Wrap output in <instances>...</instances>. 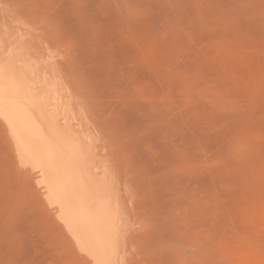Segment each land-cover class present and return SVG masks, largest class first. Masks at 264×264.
I'll use <instances>...</instances> for the list:
<instances>
[{"label": "rangeland", "instance_id": "rangeland-1", "mask_svg": "<svg viewBox=\"0 0 264 264\" xmlns=\"http://www.w3.org/2000/svg\"><path fill=\"white\" fill-rule=\"evenodd\" d=\"M11 1L18 3L14 8L34 21L40 35L50 40L56 51L69 53L63 60L64 72L75 93L90 108L91 117L110 147L111 158H115L124 178L126 202H133L132 213L138 217L139 212L142 218L133 220L150 226L154 222L152 230L148 228L150 234L145 232L150 236L154 226L160 232L167 231L165 235L154 230L160 235L156 237L153 231V241L148 235L144 237L153 244L159 242L155 246L140 237L144 232L136 233L137 260L141 264H264V0ZM74 48H80L79 52ZM115 76H128V81ZM144 89H148V94ZM151 93L156 98L152 99ZM0 130V264H84L76 259L67 235L56 225L58 222L44 210L34 181L29 180L31 176L18 165L5 143L1 124ZM145 143L151 144L150 149ZM125 145L129 149L123 148ZM139 149L141 153H137ZM136 154L147 160L141 161ZM155 155L159 157L157 164ZM146 161L149 163L144 164ZM181 161L183 165L179 166ZM148 171L154 172L153 177ZM143 176L145 179H141ZM188 176L194 180L188 182ZM186 189L192 191L191 196ZM141 198H148L151 203ZM152 198L159 203L155 205ZM139 200L152 209L147 213L153 215H145L148 209L145 211L143 205V210ZM189 220L191 225L181 229ZM184 232L191 236H183ZM191 244L195 252L190 249ZM157 245L163 250L154 249H158ZM147 248L155 255L151 256Z\"/></svg>", "mask_w": 264, "mask_h": 264}, {"label": "bare ground", "instance_id": "bare-ground-1", "mask_svg": "<svg viewBox=\"0 0 264 264\" xmlns=\"http://www.w3.org/2000/svg\"><path fill=\"white\" fill-rule=\"evenodd\" d=\"M14 5H15L14 2L11 0H0V124H1L2 132H3V137L5 136V139L7 141L5 143H8L7 146H9L11 152L14 154L12 156L15 157V160L18 163V165L26 173H28L31 176L32 179H29V180L34 181V186H35L34 188L37 189L36 190L38 192L37 194H39L40 199L43 200V202L45 204L44 210L49 211L50 215L53 216L54 219L58 222V223H56V225L59 224L57 226H59V228L61 227L62 231L67 235L66 236L59 229L66 236V238L68 237V239L71 243V248L73 250V253H74V255L78 261H82V262H84V264H141L140 261H138L139 259L137 260V257H136V254H137L136 249L138 251V246H139L138 245L136 248V245L134 243V240H136V238L134 239V237H137V235H138V234L136 235V233H141V235H142V233L144 232L143 235H145V236L142 235L140 237L146 238L147 237L146 235H148L149 238L151 237L152 241H153V239H154L153 235L155 233L157 234V235L155 234V236L157 237L159 233L162 234L163 232H162V230L160 232V230L157 229L158 227L154 226L156 224H154V222H153L152 223V224H154L153 225L154 226L153 231L157 229L159 231V233L154 231L155 233L152 234L153 231L152 232L150 231L151 232V236H150L149 230L150 229L152 230V224L150 226V224H147V222H143V221L136 222V221H138L137 218H141V217L139 216V212H138V217H137L136 213H132L133 209H132L131 205L133 202H126L127 201L126 199L128 197L126 195L127 191H126L125 187H123L124 186V178L118 172L120 170H118V168H117L118 165L116 166V164L114 162L115 158L114 159L111 158L110 147L104 141L102 133L99 131L95 121L91 117L90 110H89L90 108L88 109V107H86L83 104V101L80 99V97L75 93L73 86H72V83L69 81V79L67 78V75L64 72L65 70L63 69V60L69 53L65 52V50L64 51L59 50L60 52L56 51L54 49L55 46L52 44V42L50 40L42 37V35H40V33L38 32V28L37 29L35 28L34 21L31 18H29L27 15H25L23 12L18 10V8H14V7H16V5H18V3L15 6ZM48 6H49V3L47 5V7ZM66 9H68V8H66ZM47 10H48V8H47ZM35 20H36V18H35ZM59 23H61V22H59ZM73 24H76V23H73ZM61 26H63L62 23H61ZM61 28H63V27H61ZM63 34H62V36H63ZM68 34H70V33H68ZM53 40H54V38H53ZM60 46H62V45H60ZM81 46H82V44H81ZM87 48H88V46H87ZM92 48H95V47L92 46ZM75 49L76 48H74V50ZM90 49H91V47H90ZM77 56H74V57H76L75 59L78 58ZM79 57L83 58L84 56H82L80 53ZM87 59H89V58H87ZM81 60L82 59H80V63H82ZM83 60H84V58H83ZM107 60L108 59H106V61ZM84 63H85V61H84ZM125 63L126 62H124V66H126ZM121 65H120V67H121ZM82 67H84V66H82ZM84 68H86V67H84ZM94 70H95V68H94ZM87 71H89V70H87ZM90 72H91V70H90ZM96 72H98V71H96ZM125 73H127V72H125ZM86 75H87V73H86ZM122 75H124V74H122ZM118 76H120V75H118ZM118 76H115V77H118ZM126 77H128V76H124V77L122 76V77H118V78H119V80H120V78H123V80H124V78H126ZM97 78L95 77V80L98 81ZM102 78L104 79V77H101L100 79L103 80ZM109 78H111V77H109ZM85 79H87V78H85ZM90 79L88 78V80H90ZM92 80H94V79H92ZM119 80H117V81H119ZM127 81H128V79H127ZM108 82H107V84H109ZM125 82H123V84ZM104 83L105 82H103V84ZM116 85H117L116 87L118 88L119 87L118 84H116ZM97 86H100V85H97ZM107 88H108V86H107ZM118 89H120V88H118ZM147 90L144 89L145 95L148 94V92L146 93ZM95 92L96 91H94V93ZM145 95H143V96H145ZM151 95H152V93H151ZM114 96H116V93ZM97 97H98V95H97ZM116 97H118V95ZM151 97H152V99H153V97L156 98L155 94H154V96L152 95ZM147 98H148V96L146 97V99ZM151 101L153 102V100H151ZM147 105H148V103H147ZM107 106H109V105H107ZM154 108H156V106H154ZM112 110H113V108H112ZM114 110H115V108H114ZM145 110H147V109H145ZM93 112L94 111H92V113ZM98 112H99V110H98ZM106 112H108V111H106ZM123 112H124V110L122 112H119V113L121 114ZM119 113H117V115ZM126 114H127V112H126ZM177 115H179V113ZM131 117L132 116L130 115V118ZM106 118H107V116H106ZM111 118H113V117H111ZM145 118H147V116H145ZM150 118H151V116H150ZM127 119H129V117ZM120 120H118V121H120ZM134 120H132V121H134ZM99 121H101V120L99 119ZM124 121L125 120H123L121 122H124ZM111 122H112V120H111ZM163 122H164V120H163ZM116 123H117V121H116ZM134 124H135V122H134ZM108 125H105V126H108ZM112 125H114V124H112ZM127 125H129V124L127 123ZM137 126H139V125H137ZM125 127H126V125H125ZM117 128H119V127L117 126ZM112 129H116V128H112ZM122 129H121V131H122ZM126 129H128V128L126 127ZM100 130H101V128H100ZM163 130H161V132H163ZM105 131H106V129H105ZM116 131H118V130H116ZM122 132L119 131V133H122ZM157 132H159V131H157ZM114 133H115V131H114ZM157 134L160 135V133H157ZM114 135H112V136H114ZM125 135H126V133H125ZM154 135H156V134H154ZM108 138H109V136H108ZM147 138H149V137H147ZM122 139H123V137H122ZM128 139L129 138H127V141H129ZM150 139H151V137H150ZM121 140L119 139V141H121ZM115 141H117V140H115ZM183 141H185V140H183ZM118 142H116V143H118ZM121 142H120V144H121ZM149 143H151V142H149ZM120 144H118V145H120ZM127 144L128 143L126 142V145ZM137 144H135V146ZM126 145L123 148L129 149L128 146L126 147ZM144 145H146V143ZM147 145H146V149H150L151 144L148 145L149 147H147ZM179 145H177V146H179ZM187 145H189V144L187 143ZM172 148H173V146H172ZM192 148H194V147H192ZM136 149L138 150L137 147H136ZM118 152H119V150H118ZM138 152L141 153L140 149H139V151H137V153ZM151 153H152V150H151L150 154ZM119 154H120V152H119ZM123 154H124V152H123ZM117 156L119 157V155H117ZM133 156H134V154H133ZM139 156H141V155H139ZM152 156L154 157V155H152ZM166 156L164 158V161H166L165 160ZM14 157H12V158H14ZM139 158L136 157L135 161H137V163L139 162V164H140L141 161H144L141 158L144 159L145 156L140 158L141 161H138ZM157 158H159V157L156 156V160L154 159L155 162L157 161ZM161 158L162 157L160 156V160H161ZM189 158H190V156H189ZM189 158H188V160H189ZM192 159H193V157H192ZM145 160H147V158H145ZM150 160H151V158H150ZM181 162L182 163L178 164L179 166L183 165V161H181ZM121 163H119V165H121ZM148 163L149 162L144 163V164H148ZM187 163H188V161H187ZM190 163L194 164L195 160H194V163L193 162H190ZM127 164L128 163H126V166H127ZM156 164H157V162H156ZM168 164H169V162H168ZM184 164H185V162H184ZM124 165H125V163H124ZM187 165H189V163ZM187 165H184V166H187ZM135 166H136V164H135ZM137 166H138V164H137ZM189 166L192 167V165H189ZM190 167H188V168H190ZM119 168L122 169L123 168L122 165ZM139 168H141V165ZM146 168H148V167H146ZM22 169H21V171H22ZM126 169L127 168H125L124 170H126ZM151 169H152V167H151ZM152 170L154 171V169H152ZM193 170H194V168L192 169V171ZM182 171H185V170L182 169ZM190 171H191V169H190ZM192 171H191V174H192ZM135 172H137V171L135 170ZM148 172L151 174V176L154 173L152 171H151L152 173L150 171H148ZM148 172H147V174H148ZM179 172H181V169ZM22 173H23V171H22ZM22 173H21V175H23ZM194 175H195V173H194ZM194 175H192V177ZM158 176H159V174H158ZM146 177H147V175H146ZM182 177H183V175H182ZM138 178H139V175H138ZM143 178H144V176L141 177V179H143ZM188 178H189V176H188ZM166 180L170 181V179L168 180V178ZM186 180L187 181L188 180H194V178H192V179L189 178ZM186 180H184L186 187L189 188ZM178 181H180V180H178ZM178 181L176 184L179 185V183H180V185H181V182L178 183ZM184 181H182V182H184ZM133 184H135V183H133ZM143 184H145V183H143ZM143 184H140V185L142 186ZM167 184H169V183H167ZM182 184H184V183H182ZM30 185H31V183H30ZM32 185H33V183H32ZM169 185H171V184H169ZM146 186H149V185H146ZM191 187H192V185H191ZM194 187H195V185H194ZM193 188H192V190H193ZM141 189L144 190L143 188H141ZM174 189H176V188L174 187ZM180 189H183V188H181V186H180ZM186 190H188V189H186ZM167 191L168 190H166V192ZM188 191H190V190H188ZM188 191L186 193L191 192L190 195L188 194L189 196H191L192 191H190V192H188ZM139 193H141V192H139ZM172 193H173V191H172ZM157 194H159V192ZM148 195L150 196L151 194H149V192H148ZM161 195H162V193H161ZM193 195H194V192H193ZM150 197H153V195ZM145 198L144 199L141 198V199H143L144 201L148 200V198L146 200H145ZM152 199H153V201L157 202V200H154V198H152ZM143 200H142V203H140L141 201L139 200V204L140 205L142 204L141 208L145 206ZM177 200H178V198H177ZM189 200H190V198H189ZM148 201H149L148 203H151L150 200H148ZM174 201H176V200H174ZM194 201H196V200H194ZM135 202H136V200H135ZM180 202H182V201H180ZM158 203H159V201L155 205H157ZM164 204H162V205H164ZM178 204L180 205V203H178ZM148 207L149 206L144 207V208H146L145 211L148 209L146 212L143 211L144 209L142 208L143 209L142 211L145 212L146 216H147V214H150V213H147L150 209ZM160 207H158V209ZM189 207H191V206H189ZM193 207H196V206H193ZM133 208H134V206H133ZM135 208H136V206H135ZM141 208H139V209L137 208V209L140 211ZM164 208H165V206L162 207V209H164ZM169 208H170V206H169ZM151 210L152 209H150V211ZM48 211H46V212H48ZM169 211L171 212V210H169ZM191 211H193V213H194V210L191 209ZM157 213H159V212H157ZM163 213H166V212L163 211ZM173 213H176V212H173ZM185 213H187V212H185ZM142 215H144V213H142L141 216ZM145 215L143 217H145ZM150 215H153V214H150ZM187 215H189V214H187ZM190 216H188L189 219H190ZM193 216H194V214H193ZM133 217L136 218L137 220L136 221L133 220ZM182 217H183V215H182ZM184 217H185V215H184ZM188 217H187V219H188ZM166 218H167V216H166ZM193 218H191V219H193ZM145 219H148V221H149V218H145ZM184 219H186V217ZM158 220H157V223H159ZM153 221H154V219H153ZM149 222H152V221L150 220ZM155 223H156V221H155ZM190 223H191V221L188 222L187 225L186 224L181 225V223H180L181 229H183V228L185 229L186 227H184V226H188V224H190ZM161 224H164V223H161ZM161 224H158V225H161ZM195 224H196V222H195ZM149 227H151V228L148 229ZM191 227H194V225ZM191 227H188L187 230L188 229L190 230ZM171 228H172V226H171ZM165 229H168V228H165ZM172 229L174 230V227ZM178 229H179V227H178ZM192 230H193V228H192ZM147 231L149 234L145 233ZM163 231H164V229H163ZM178 231H180V229ZM184 233H183V236L187 235V234L190 235V233H188V232H186L187 234L186 233L184 234ZM166 234H167V231H166L165 235ZM178 234H179V232H178ZM141 238H139V239H141ZM177 238L178 237H176V239ZM191 238L193 239V237H191ZM157 239H159V237ZM188 239H189V237H187V240ZM145 240H148V238ZM161 240H162V238H161ZM140 241H143V240L141 239ZM152 241L150 240L148 242V244L151 242L150 243L151 245H149V246H152V244H153ZM169 241H170V239H169ZM187 242H189V241H187ZM145 243H146V241H145ZM158 243L159 242H157L155 244H158ZM168 243H171V242H168ZM194 243H196V242H194ZM138 244H142V243H138ZM155 244H153V246H155ZM160 244H159V246H160ZM143 245H145V244H142V246ZM165 245L166 244H164V247H165ZM185 245H187V243ZM188 245H187V247H188ZM159 246H158V249L156 247H154V249L159 250ZM183 247H184V245H183ZM152 249H153V247H152ZM190 249L191 250L193 249V251H194V249H196V248L194 246L192 247V244H191ZM147 250H148V248H147ZM147 250H145V251H147ZM162 250L160 249L159 251H162ZM145 251L143 250L144 253H145ZM148 251L151 253V256L154 254V252L152 254L151 249H149ZM164 251H165V253L167 252L166 249ZM170 251H169V253H170ZM142 254L143 253H141V255ZM159 255H160V253H159ZM167 255H168V253H167ZM142 256L144 257L145 255H142ZM184 256H186V255H183L182 257H184ZM182 257H179V258L181 259ZM154 258H155V256H154ZM176 258L178 259V257H176ZM150 259H153V258H150ZM164 263L165 262H163V264Z\"/></svg>", "mask_w": 264, "mask_h": 264}]
</instances>
